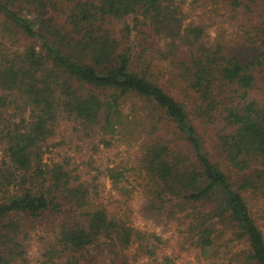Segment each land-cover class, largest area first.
Wrapping results in <instances>:
<instances>
[{
    "label": "trees",
    "instance_id": "trees-1",
    "mask_svg": "<svg viewBox=\"0 0 264 264\" xmlns=\"http://www.w3.org/2000/svg\"><path fill=\"white\" fill-rule=\"evenodd\" d=\"M19 97L31 119L2 129L0 264L25 255V224L42 217L41 264L157 254L156 234L46 160L62 121L133 149L140 212L167 220L176 248L264 264V0H0V123Z\"/></svg>",
    "mask_w": 264,
    "mask_h": 264
},
{
    "label": "rangeland",
    "instance_id": "rangeland-1",
    "mask_svg": "<svg viewBox=\"0 0 264 264\" xmlns=\"http://www.w3.org/2000/svg\"><path fill=\"white\" fill-rule=\"evenodd\" d=\"M15 102V106L9 107L5 121L0 123V139L4 124L7 126L14 122L31 119L24 99L19 97L15 99ZM82 126L73 121H62L55 136L49 141L52 146L47 150L46 160L51 163L54 162L53 160L63 163L70 162L69 167L76 173L74 175L80 176L89 184L93 191L92 194L103 200L110 208V213H120L135 227L147 234H156L159 237L154 239L152 245L157 254L148 258L138 255L136 264H156L154 258L164 253L174 255L177 264H201L193 252L176 248V232L167 220L144 216L140 212L143 201L141 188L133 175L134 171L130 166L125 167L124 165L132 155L133 149L129 153L123 142L115 140L113 145L106 147L100 137L93 134L86 135L88 130ZM53 143H58V145H53ZM1 155L0 149V158ZM112 167L116 168V172L108 171ZM117 171L123 174L119 176ZM118 176L119 179H116ZM3 194L0 193V197H3ZM51 221V217H42L37 221L27 220L23 240L26 252L15 264H41L47 248L46 242L50 240ZM136 250L132 247L131 254L136 253ZM56 264L63 263L60 261Z\"/></svg>",
    "mask_w": 264,
    "mask_h": 264
}]
</instances>
